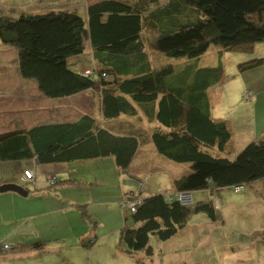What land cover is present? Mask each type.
Here are the masks:
<instances>
[{"label": "trees", "instance_id": "1", "mask_svg": "<svg viewBox=\"0 0 264 264\" xmlns=\"http://www.w3.org/2000/svg\"><path fill=\"white\" fill-rule=\"evenodd\" d=\"M86 15V20L75 11L0 17V43L17 50L21 79L33 82L50 99L93 92L101 115L0 133V162L49 165L112 157L117 170L130 175L140 148L151 141L158 155L189 164L171 193L158 189L145 195L147 177H129L135 188L123 206H135L134 211L126 206L129 215L120 240L129 253L150 257L151 237L166 242L194 216L217 220L212 200L185 205L179 193L225 188L240 193L264 180V139L230 159V127L211 114L208 90L225 80L223 65L200 67L210 45L247 54L264 43V0H101L89 5ZM143 32L157 35L151 44L155 52L197 62L178 71L171 65L152 68ZM86 41L97 63L88 75L71 70L67 62L83 54ZM263 64L264 58L251 60L239 65V72ZM137 109L147 123L155 124L150 134L121 121L124 116L140 120ZM95 241L82 245L89 249ZM31 247L39 250L42 244Z\"/></svg>", "mask_w": 264, "mask_h": 264}, {"label": "rangeland", "instance_id": "2", "mask_svg": "<svg viewBox=\"0 0 264 264\" xmlns=\"http://www.w3.org/2000/svg\"><path fill=\"white\" fill-rule=\"evenodd\" d=\"M96 1L101 0H0V17L16 19L21 13L75 11L86 20V8ZM142 37L152 68L171 65L178 71L197 62L165 57L151 47L157 35L143 32ZM258 50L256 47L255 52ZM249 59V53L228 51L215 45H210L201 57L200 67H215L222 63L225 70V86L221 87L220 83L208 91V95L211 97L210 94H214L217 100L220 94V101H223L212 103V116H254L255 109L259 116L264 109V94L257 105L251 90H245L242 96L248 113H245L242 104L229 106L235 100V80L239 79L242 83L249 81L238 67ZM67 62L69 68L78 73L92 71L97 63L92 57L89 41L84 43L83 54L71 57ZM137 110L140 120L124 116L121 121L131 122L139 126L140 131L150 134L155 124L147 123L141 111ZM83 114L100 118L97 94L88 91L67 99L44 97L33 82L19 77L17 50L0 43V133L48 122L75 120ZM247 120L248 125L251 124L252 119ZM251 142L249 137H234L230 159ZM145 157L151 162L145 164L148 168L154 164V159L162 160L155 162L160 167V175L148 176L149 171L140 170ZM137 162L135 168L139 170L135 171L144 174L134 175L139 179L147 177L145 193L149 194L159 188L171 193L169 174L185 175L189 166L177 165L158 155L151 141L140 148ZM29 164L34 175L33 182L20 177L21 173L16 172L15 166L0 167V177H6L10 171L13 177H18L13 183L28 192L27 196L13 192L0 194V264H168L167 259L171 261L181 256L183 260L190 261L197 251L198 242L206 245L213 243L214 246L220 242L213 248L219 257V264H264V180L246 186L240 193L225 188L216 193L207 190L194 192L191 197L184 195L182 200L187 205L200 199L212 200L217 209V220L212 223L204 215L194 216L185 228L166 242L151 237L154 254L148 257L141 253H129L120 240L124 217L129 215L127 207L123 206L125 195L135 187L129 182V175L117 170L112 157L62 164ZM1 169L5 171L1 172ZM47 173L55 178L51 185L47 183ZM241 236L252 241L241 243L238 240ZM185 237L189 240L187 243H193L192 246L178 249L183 242L180 240ZM89 239L96 241L86 249L82 241ZM233 240L239 242L230 245ZM38 242L42 248L33 249L31 246Z\"/></svg>", "mask_w": 264, "mask_h": 264}, {"label": "crops", "instance_id": "3", "mask_svg": "<svg viewBox=\"0 0 264 264\" xmlns=\"http://www.w3.org/2000/svg\"><path fill=\"white\" fill-rule=\"evenodd\" d=\"M96 2H98V1H96ZM256 47H258V49H259L257 52H255ZM249 55H250V59L248 61H251V60H254V59H259V58H264V43L256 44L253 47V50L251 51V53H249ZM95 68H96V64H94V69ZM86 70H88V69H86ZM83 71H85V70H83ZM244 74H246V78L245 79L249 80V81H247L245 83L244 82L242 83V81L239 80V79L235 80L234 83H236V84H233V89L236 90V94L234 96L235 100L229 106H231L234 103L242 104L243 105L242 107L244 108L245 113H248L247 111H249V109L247 108L246 102H244L242 100V96L244 97L243 92L245 90L253 91L254 94H255L254 101L256 102L257 105L259 104L258 99L264 94V64L261 65V66H258L256 68L244 71L242 73V75H244ZM259 74H260V77L258 78ZM252 75H254V79H253ZM23 81H25V80H23ZM225 83L226 82L221 83V87H224ZM216 86H218V85H216ZM216 86H214V87H216ZM212 88H210L209 90H211ZM83 93H88V91H85V92L79 93L77 95L71 96L70 98L79 96V95H81ZM210 95H211V97L209 95H208V97H209V100H210V109H211V114H212V103L214 102V103L220 104L223 101H220V94H219V98H218L219 101L217 100L216 96H214V94H210ZM228 95H229V93H228ZM67 98H62V99H67ZM228 100H229V97H228ZM253 115L254 116H246V114L244 116H221L220 115V116H213V117L216 118V119L224 120V121H226L228 123V125L230 127V130L232 132V139L233 140L231 139V142L234 141V137H238V136L241 139L245 138V137H249L250 141L263 140L264 139V109L259 113V116H257V111L255 109ZM250 118L252 119V122H251V124L249 123V125H248V120L247 119H250ZM48 123H54V122H48ZM29 128H31V127H26V128L20 127V128H15V129H29ZM259 130H261V131L259 132ZM231 145H232V143H231ZM136 161H138V160H136ZM142 161H143L144 164H142V166H141V164H139L138 167L141 166L140 170H143V171L147 170V171H144V172H148L149 171L148 176H150L151 174H154L155 176H158V175L161 174V171H159L160 167H158L155 162L158 163V161L160 162L162 160H158L157 161L156 159H154L153 160L154 164L151 165V167H149V168H148L147 165H145V164L151 163L149 161V158H146V159H144ZM30 162L34 166L37 165V163L34 162V161H18V162H0V167L3 168V167H6V166H9V165L10 166H15L16 172H20L21 173L20 177H21L23 175V171L24 170H29L30 171V169H29L30 168V164H29ZM135 163L136 164H134L132 166V170H133L132 174L129 175V176H131L130 179H132L133 177L135 178L136 176H141L140 172H142V171H135V169L139 170V169L135 168V167H137L136 165H137L138 162H135ZM162 163H164V162H162ZM168 166H170V165H168ZM148 169H150V170H148ZM4 171L5 170H2L1 172H4ZM47 176H52V175L47 173ZM180 176H182V175L169 174L168 180H169V183H170V186H171L172 190H174L173 182L176 179H178ZM16 178H18V177H16ZM16 178L13 177V173L8 171V174L6 175V177L1 175V177H0V185L8 184V183L14 184L13 182H14V180ZM130 179H129V182H131ZM146 191H147V189L145 190V192ZM156 192H158V190L155 191V193ZM204 192H207V191H204ZM155 193H150V194L149 193H145V195L149 196V195H152V194H155ZM202 200H204V199H200L198 201H202ZM206 219H207V217H206ZM198 238H199V235L197 236V239H196L197 241H198ZM182 240H183V242L180 243V246L178 247V249L180 247L182 248L183 246L184 247L192 246V244H193L192 242H191L192 244L191 243H187V241H189L187 239V237H185L184 239H181L180 241H182ZM235 243H237V242L235 240H233L232 243H230V245L235 244ZM194 245H195V243H194ZM197 245H198V247L196 248L197 251L194 252V254L192 256V259L190 261L183 260V258L181 256L179 259L177 257V258L172 259L171 261H169L167 259V261H168L167 263L168 264H219V260H218L219 257L217 258L218 255H216V253L213 252V248L216 247L217 245H220V242L217 243L216 246H214L213 243H211L209 245H206L204 242H202V243L198 242ZM178 249H176L175 252H177ZM161 254H162L161 256L164 257V254L163 253H161ZM212 254H214L213 257H212Z\"/></svg>", "mask_w": 264, "mask_h": 264}, {"label": "built area", "instance_id": "4", "mask_svg": "<svg viewBox=\"0 0 264 264\" xmlns=\"http://www.w3.org/2000/svg\"><path fill=\"white\" fill-rule=\"evenodd\" d=\"M89 73H90V71H85L83 74L88 75ZM250 95H251V93H250ZM23 178H24L25 181H32L33 182V173L29 172V171H24L23 172ZM54 180H55V178L53 176H50V177L47 178V183L51 185V183H53ZM184 195H190V197H191V194H189V193H179L178 194V200L182 204H185L184 203L185 201L182 200ZM185 205H187V204H185ZM126 206H128V208H130V210L134 211L135 203H128V204H126ZM3 248H6V247L3 246Z\"/></svg>", "mask_w": 264, "mask_h": 264}, {"label": "water", "instance_id": "5", "mask_svg": "<svg viewBox=\"0 0 264 264\" xmlns=\"http://www.w3.org/2000/svg\"><path fill=\"white\" fill-rule=\"evenodd\" d=\"M8 192L18 193L22 196L28 195L27 191H25L23 188H21L20 186L16 184L8 183V184L0 185V194L8 193Z\"/></svg>", "mask_w": 264, "mask_h": 264}, {"label": "clouds", "instance_id": "6", "mask_svg": "<svg viewBox=\"0 0 264 264\" xmlns=\"http://www.w3.org/2000/svg\"><path fill=\"white\" fill-rule=\"evenodd\" d=\"M24 171H29V170H24ZM24 171H23V172H24ZM29 172H32V171H29ZM22 177H23V175H22ZM48 177H50V176H47V177H46V180H47ZM33 179H34V175H33Z\"/></svg>", "mask_w": 264, "mask_h": 264}]
</instances>
